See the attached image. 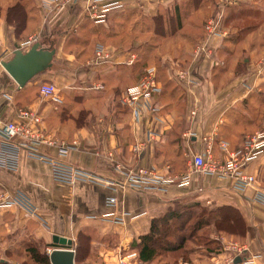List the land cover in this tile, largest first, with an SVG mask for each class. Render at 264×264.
<instances>
[{
	"label": "crops",
	"instance_id": "1",
	"mask_svg": "<svg viewBox=\"0 0 264 264\" xmlns=\"http://www.w3.org/2000/svg\"><path fill=\"white\" fill-rule=\"evenodd\" d=\"M17 1L0 0V123L14 121L20 109L32 110L42 116L44 131L61 140H79L81 151L72 152L68 161L101 178L120 184L122 176L113 166L122 164L129 170L147 167L163 177L191 174V186H170L165 194L121 186L115 193L113 187L88 182L62 186L54 183L50 165L24 154L18 170L0 168V193L21 192L39 216L22 206L0 209V261L37 264L28 248L38 244L47 250H75V264H116L120 251L130 253L132 244L149 234L153 220L176 206L200 205L231 207L241 217L243 229L239 235L227 229L218 232L214 239L222 244L221 253L194 264H211L214 259L225 263L232 244L245 247L246 253L238 257L241 262L253 259V264H264V206L252 201L254 192L242 195L223 179L189 173L192 157L205 154L208 144L216 159H226L221 143L233 151L264 127V0H239L240 11L230 14L224 26L229 32L226 38L205 36L204 19L216 12L208 0L200 4L136 0L109 13L104 24L90 18L82 1L27 0L24 26L16 28L8 22V11ZM182 11L183 20L178 22L176 15ZM166 15L175 17L174 33ZM158 17L164 24L160 33L155 27ZM242 22L250 24L238 27ZM200 41L211 56L196 58ZM35 43L56 50L53 65L21 88L2 63ZM98 44L114 60L91 67L88 63ZM131 53L137 55L135 65L126 64ZM149 67L156 68L162 88L150 102L159 112L143 109L137 118L121 100ZM180 70L192 72L197 84H183ZM44 83L61 91V104L41 96ZM99 84L102 90L93 89ZM152 128L159 137L146 144ZM247 172L264 188V153ZM110 197L118 199L119 211L134 218L130 216L125 225L103 220L102 215L111 211L106 205ZM55 236L72 240L73 246L55 244ZM80 237L88 252L79 260Z\"/></svg>",
	"mask_w": 264,
	"mask_h": 264
},
{
	"label": "built area",
	"instance_id": "2",
	"mask_svg": "<svg viewBox=\"0 0 264 264\" xmlns=\"http://www.w3.org/2000/svg\"><path fill=\"white\" fill-rule=\"evenodd\" d=\"M60 1V0H57ZM54 1V2H57ZM70 4L76 1H82L87 4V11L90 18L96 24H104L109 13L125 9L128 4L136 0H61ZM54 2L44 1L50 5ZM239 0H219L216 5V13L207 22L205 29L209 37L226 38L229 32L223 27L225 9L237 5ZM31 42L29 41L28 44ZM196 58L202 55L211 56L208 47L199 43L195 48ZM137 59L134 53L129 54L126 64L132 65ZM113 54L98 44L95 48L94 58L88 63L91 67H101L110 63ZM115 63V62H114ZM179 80L186 85H196L197 80L192 72L180 70ZM93 89L102 90V85H93ZM160 87L157 70L149 67L139 83L129 87L123 97L122 104L132 108L137 114V118L143 109L149 110L156 115L159 110L150 102L160 94ZM40 94L43 98L49 99L55 104H61L63 101L61 91L52 83L41 85ZM42 116L35 111L20 109L17 111L14 121L0 123V168L16 171L20 167L22 156L25 154L30 158L47 163L52 169V178L54 183L62 186H75L79 182H88L100 185H107L115 188L121 186L125 189H131L138 192H148L153 194H165L170 186L180 188H189L191 186V174H185L181 177H163L158 175L153 169L140 167L129 170L122 164H115L114 170L122 176L123 181L120 184L101 178L94 173L76 166L68 161L72 152L81 151L82 144L79 140L66 141L55 137L44 131ZM159 137L157 131L152 128L146 134V144H150ZM138 147L135 148V150ZM221 149L228 154L226 159H216L213 156L212 145L208 144L205 154H196L192 157L189 166V173L197 172L205 176L223 179L229 182L231 188L239 193L245 194L252 190L254 195L252 201L255 204L264 206V188L258 185L257 177L248 173L249 164L256 161L264 153V127L261 130L247 136L241 146L233 151L229 150L227 143H221ZM110 212L102 215V219L125 225L131 216L125 211H119V202L116 197H110L106 201ZM13 206H22L33 216H39L37 208L31 200L17 192L13 196H7L0 193V209L11 208ZM134 218V216H131ZM51 254L53 250H48ZM231 255L227 257L225 263L214 259L211 264H237L236 258L242 257L246 253L245 247L238 244H232L228 248ZM116 264H145L139 259L136 252H119ZM240 264H253V259L243 260Z\"/></svg>",
	"mask_w": 264,
	"mask_h": 264
},
{
	"label": "trees",
	"instance_id": "3",
	"mask_svg": "<svg viewBox=\"0 0 264 264\" xmlns=\"http://www.w3.org/2000/svg\"><path fill=\"white\" fill-rule=\"evenodd\" d=\"M26 1L27 0H18L13 5V7H11L9 9V11H8V22L10 25H12L16 28H20V27L24 26V17L26 15V12H25V8H24L23 4ZM196 1H197V4H200L203 0H196ZM218 2H219V0H212V1H210L209 5L212 6L213 10L214 9L216 10V5L218 4ZM239 6L240 5L237 4V5H234V6H231L227 9H225L223 26H225V24L228 21V18H230V14H232L233 12L240 11ZM215 13L216 12L213 11L211 14H208L206 19H204V22H203L204 26L209 21V19L215 15ZM158 19H160V18L159 17L156 18L157 21H158ZM175 30H176V28L172 30V33H174ZM157 33H160V32H158V30H157ZM136 63L134 62L132 65H135ZM147 69L148 68H146L144 70L142 76L144 75V73ZM158 80H159V78H158ZM139 81H138V83H139ZM243 141H242V143H243ZM237 148H239V147H237ZM195 206L201 207L200 205H195ZM209 211L205 210V209L202 210L201 214L199 215L200 217L198 216L199 220L196 222V224L193 227L192 235H190V237H188V238L185 236V234H183L184 233L183 231L185 228H183V229L180 228L179 232H180V230L182 231L181 235L180 234L177 235L174 231L176 229H178L179 227H176L175 229H173V226H168L169 222L178 221V220L182 219L183 216H186V215H182L183 212L179 213L177 210L174 212L169 211L167 214H165L161 218H158V219H155L152 221L151 231L149 232V234L141 236L140 238H138V240H136L132 244L131 252H136L139 255V259L142 262H144L145 264H158L156 260L159 257H161L165 253H175L178 251H182L185 247L186 241L193 239L197 235L198 232H200L204 227L209 226L211 224H215L218 227V225L220 223L221 224L223 223L222 226H225V227L224 228L219 227V230H218L219 232L227 229V231H231V232L233 231L232 233H234L236 235H239L241 233L239 231H235L232 228V226H239L240 231H241V229H243L241 217L239 216V214L235 213L236 211L234 209H232L231 207H228V206H221V207H217V208H212ZM208 214H210L209 217L211 220L206 222V221H204V216H206ZM191 219H189V221ZM229 224L231 225V227L229 226ZM229 228H231V229H229ZM172 229H173V232H172ZM81 237H82V235H81ZM81 237L79 238V243L77 246V259H79V260L81 259V257L86 256L87 252H88L86 245H84L85 242L81 239ZM207 243H209V245H210V246L207 245V247L209 248V250H206L207 254H205V252H204L203 254L200 255L197 252L195 255H198V256L194 257V260L187 261L186 258H182L183 259L182 262L183 263L189 262V264H192V263L194 264V261H196L199 258L212 257L213 255L215 256V255L221 253L222 244L219 241L212 238L211 240H208ZM38 246L46 248L45 246H40L38 244H37V246L31 245L28 248V253H29V256H31L32 260L37 264H52L51 260H50V254L47 252H41V248H39ZM163 252H165V253H163ZM187 254L191 255V254H193V252L192 253L187 252L186 255ZM0 264H9V263L0 261Z\"/></svg>",
	"mask_w": 264,
	"mask_h": 264
},
{
	"label": "rangeland",
	"instance_id": "4",
	"mask_svg": "<svg viewBox=\"0 0 264 264\" xmlns=\"http://www.w3.org/2000/svg\"><path fill=\"white\" fill-rule=\"evenodd\" d=\"M210 1H212V0H208L209 4H210ZM173 12H174V10L173 11H169V12H167V15L171 16V14H173ZM158 14H160V13H158ZM176 17H177L176 20L178 22H181V19L183 18V11H182V13L177 14ZM172 19L169 16H167V19H166V22H168V26H169L170 32L172 31V28L173 29L176 28L175 18H172ZM162 22H163L162 18L158 19V21H155V23H156L155 27L158 30V32H161L163 30L164 24H162ZM170 22H174L173 23V27L171 26ZM178 24H180V23H178ZM240 24L241 23L238 24V27L239 26L240 27H244V26L250 24V22H242V24L241 25ZM204 30H205L206 37H209V35H208V33H207L205 28H204ZM199 43H202V42L201 41L198 42L197 45ZM212 208L213 207H210V206H208V207L207 206L206 207L205 206L197 207L195 205H187V206L181 205V206H176L175 208H171L169 211L174 212V211L177 210L179 213L183 212L182 215H186V216H183V218L178 220V221L169 222L168 226H173V229H175L176 227H179L178 229H176L174 231L177 235L178 234L181 235L182 231L180 230V232H179L180 228H182V229L185 228L184 231H183L184 232L183 234H185V236L188 238V237H190V235H192L193 227L196 224V222L199 220L198 216L201 214L202 210L205 209V210L209 211ZM209 216H210V214L204 216V221H206V222L210 221L211 219H210ZM190 217L191 218L193 217V218L191 219ZM189 219H191V220L189 221ZM222 225H223V223L222 224L220 223L218 225V227L215 224H211L209 226L204 227L200 232L197 233V235L193 239H191L189 241H186L185 247H184V249L182 251H178V252H175V253H165V252H163L165 254H163L161 257H159L156 260L157 263L158 264H184L182 262V260H183L182 258H186L187 261H191V260H194V257L198 256V255H195L197 252L200 255L203 254L204 252H205V254H207L206 250H209L207 245L210 246L209 243H207L208 240H211L212 238H215V236L220 235V234H218L219 227L220 228H224L225 227V226H222ZM229 226L231 227L230 224H229ZM232 228L235 231H239V226H232ZM173 229H172V232H173ZM41 252H47L48 253V250L43 247V248H41ZM187 252H190V253L193 252V254H191V255L187 254L186 255ZM188 264H189V262H188Z\"/></svg>",
	"mask_w": 264,
	"mask_h": 264
},
{
	"label": "water",
	"instance_id": "5",
	"mask_svg": "<svg viewBox=\"0 0 264 264\" xmlns=\"http://www.w3.org/2000/svg\"><path fill=\"white\" fill-rule=\"evenodd\" d=\"M55 54V49H46L40 43H35L27 52L16 50L14 57L8 62H3L2 66L18 86L23 88L52 67ZM54 243L73 246L72 240L58 236L54 237ZM50 260L52 264H75V250L55 249L50 254ZM240 262L241 259L237 258L236 263Z\"/></svg>",
	"mask_w": 264,
	"mask_h": 264
}]
</instances>
